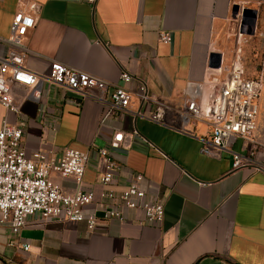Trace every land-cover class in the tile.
<instances>
[{"label":"crops","instance_id":"0c3cea01","mask_svg":"<svg viewBox=\"0 0 264 264\" xmlns=\"http://www.w3.org/2000/svg\"><path fill=\"white\" fill-rule=\"evenodd\" d=\"M245 7L256 11L253 34L239 29ZM18 10L36 18L23 37L28 68L43 72L57 58L118 84L126 70L131 89L145 83L168 106L163 122H155L147 117L150 104L134 94L127 110L112 111L102 123L99 100L44 83L39 102L14 83L12 94L26 116V153L89 150L82 187L97 199L104 187L97 149L120 129L124 139L110 150L124 167L109 187L123 188L128 169L143 172L164 187V215L147 224L140 222L141 210H128L126 220H101L89 232L79 222L33 214L17 234L0 224V264H264V0H0V54ZM160 30L172 32L171 42L159 39ZM239 40H262L260 51ZM237 43L240 59L241 53L251 60L241 63L244 75L260 78V93L252 162L233 167L230 152H200L199 137L210 125L194 119L182 125L180 111L189 80L201 82L203 107L210 104L215 87L208 78L219 71L209 66L210 53L221 52V64H228ZM40 103L58 116L55 133L43 128ZM4 117L15 122L18 114L0 105V124ZM232 148L245 153L246 141L238 137ZM50 177L66 192L76 188L56 171Z\"/></svg>","mask_w":264,"mask_h":264},{"label":"built area","instance_id":"2783aa9c","mask_svg":"<svg viewBox=\"0 0 264 264\" xmlns=\"http://www.w3.org/2000/svg\"><path fill=\"white\" fill-rule=\"evenodd\" d=\"M34 6L31 4L32 8ZM35 22L33 12L18 10L13 14L9 34L2 38L9 45L0 54V105L13 110L18 117L15 122H9L4 117L0 124V224L8 225L11 232L17 234L30 216L38 214L43 219L82 223L91 232L101 220L124 221L126 212L136 209L142 212L141 223L158 224L164 215V187L161 182L147 177L143 172L128 169L123 188L109 187L116 179L117 171L124 167L113 158L110 150L119 146L124 139L122 130H115L107 146L97 149L98 157L104 164L98 176L104 187L97 199L91 188L82 187L90 158L89 150L65 147L57 154L54 149L38 147L26 153L22 144L26 116L12 94L14 83L26 86L27 96L39 102L47 92L44 83L61 86L81 98L99 100L105 105L102 123L112 111L127 110L134 94L152 107L147 115L150 120L163 122L168 110L166 104L149 92L145 83H140L136 91L131 89L128 84L132 75L126 70L119 72L122 84H118L57 58H52L43 72L28 68L24 61L29 49L23 37ZM159 39L171 42L172 32L160 30ZM215 69L219 70L218 73H211L208 78L215 91L207 109L202 105L201 82H186L182 90L181 121L182 125L191 119L207 121L210 130L199 137L200 152L214 157H220L222 152H230L232 166L239 167L252 162L257 144L255 130L260 78L244 75L239 55ZM38 111L43 128L55 133L58 116L41 103ZM137 114L142 115L140 111ZM238 137L246 141L245 153L232 148ZM52 171L72 178L76 188L71 192L64 191L50 177ZM23 247L27 249L29 245Z\"/></svg>","mask_w":264,"mask_h":264},{"label":"water","instance_id":"95a60500","mask_svg":"<svg viewBox=\"0 0 264 264\" xmlns=\"http://www.w3.org/2000/svg\"><path fill=\"white\" fill-rule=\"evenodd\" d=\"M256 24V11L252 8H243L240 20V32L253 34ZM221 52L212 51L209 58V66L218 68L221 65Z\"/></svg>","mask_w":264,"mask_h":264},{"label":"rangeland","instance_id":"374dc122","mask_svg":"<svg viewBox=\"0 0 264 264\" xmlns=\"http://www.w3.org/2000/svg\"><path fill=\"white\" fill-rule=\"evenodd\" d=\"M239 41H240V44H242V46H245L249 50H255V49H257L258 51H260V45H261L262 40H239ZM237 42H238V40H237ZM238 50H240L239 49V43H237V46H236L235 56L237 55ZM240 55H241L240 61H241V63L244 66L247 65V64H249L251 62L250 56H242L241 53H240ZM234 57H231V59L234 58Z\"/></svg>","mask_w":264,"mask_h":264},{"label":"bare ground","instance_id":"6f19581e","mask_svg":"<svg viewBox=\"0 0 264 264\" xmlns=\"http://www.w3.org/2000/svg\"><path fill=\"white\" fill-rule=\"evenodd\" d=\"M206 102H207V106L205 108L207 109L210 106V104L208 103L209 101L206 100ZM202 105H203V103H202Z\"/></svg>","mask_w":264,"mask_h":264}]
</instances>
